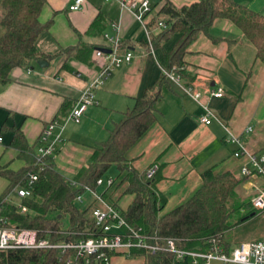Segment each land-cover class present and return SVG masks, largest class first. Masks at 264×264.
I'll list each match as a JSON object with an SVG mask.
<instances>
[{
	"label": "crops",
	"instance_id": "0c3cea01",
	"mask_svg": "<svg viewBox=\"0 0 264 264\" xmlns=\"http://www.w3.org/2000/svg\"><path fill=\"white\" fill-rule=\"evenodd\" d=\"M165 1L150 0L153 12L144 24L118 0H85L79 10H70L73 0H47L40 20H51V25L37 40V48L49 56L43 59L47 64L40 66L35 61L30 67H14L9 81L0 82V166L17 170L26 164L12 145L16 129L24 132L36 152L44 127L55 118L63 120L96 76L94 52L109 46L104 33L117 32L123 46L133 52L132 60L116 68L96 90L99 103L88 106L79 121L65 122L62 140L53 156L55 167L70 179L87 166L95 146L108 138L124 112L158 83L164 54L181 36L174 33L162 45H152V37L162 29L150 25V21ZM171 1L181 6L197 0ZM236 1L264 13V0ZM100 12L106 17V29L96 34L89 28ZM4 31L0 23V35ZM81 42L95 45L88 61L65 52L67 47ZM184 60L180 80L166 78L156 103V120L129 148L126 158L142 173L152 163H159L156 188L167 198L162 214L188 200L202 185V173L209 168L241 178L237 197L251 201L254 209L253 199L264 190V177L242 173V167L250 165L249 158L234 155L239 143L232 136L241 138L249 150L264 153V63L257 58L254 43L228 18H217L207 33L200 32L189 44ZM190 85L201 92V101L216 113L217 118L210 123L201 122L204 108L186 92ZM219 87L224 89V95L214 96L212 91ZM246 126H252V130L245 132ZM124 175L118 169L114 185L103 190L122 212L135 197L125 192ZM7 185L8 180L0 177V194ZM93 202V193L86 191L80 206H92ZM241 211L250 213L247 207ZM263 238L264 210L232 227L226 243L231 250L243 242ZM110 264L148 263L143 256L116 254Z\"/></svg>",
	"mask_w": 264,
	"mask_h": 264
},
{
	"label": "trees",
	"instance_id": "16d2710c",
	"mask_svg": "<svg viewBox=\"0 0 264 264\" xmlns=\"http://www.w3.org/2000/svg\"><path fill=\"white\" fill-rule=\"evenodd\" d=\"M46 2L0 0V23L5 29L0 35V82L9 81L14 67H30L33 62L49 57L37 48L39 35L51 25V20L46 23L40 20ZM217 18H228L236 23L254 43L257 58L264 63V13L236 0H197L181 6L166 0L150 21V25H157L159 20L167 23L166 28L152 37V45H162L174 33L181 36L174 47L165 52L162 67L183 71L180 68L185 65L184 55L189 44L200 32L207 33ZM89 29L96 34L105 31L106 17L102 12ZM94 46L81 42L67 47L65 52L88 61ZM166 78L162 71L158 83L148 88L136 99L134 106L124 112L108 138L95 146L89 164L74 179L55 167L53 157L43 159V163L39 161L24 132L17 128L12 145L19 150L26 164L17 170L0 166V177L8 180L0 194V215L6 216L14 225L37 229L41 237H48L53 242L84 238L94 229L91 206L81 207L76 197L84 194L87 186L96 189L97 180L115 164L120 172H125V192L135 194L128 209L122 212L130 225L141 227L150 235L178 238V246L187 250H207L210 246L207 240L216 236L229 252L227 232L264 210L253 209L251 201L238 199L236 189L241 178L229 171L216 173L209 168L202 173V185L188 200L162 214L167 198L156 188L158 173L148 178L146 172H138L126 158L129 148L156 120V103L162 96ZM32 173L38 178L32 183V196L21 200L28 206V211L22 212L9 196L16 188L28 186ZM244 207L249 208L250 213H242ZM65 216L70 221L68 227L64 225ZM131 254L145 257L148 264H192L191 256L180 258L167 250L151 252L134 248ZM0 264H64V255L59 248L0 249Z\"/></svg>",
	"mask_w": 264,
	"mask_h": 264
},
{
	"label": "built area",
	"instance_id": "2783aa9c",
	"mask_svg": "<svg viewBox=\"0 0 264 264\" xmlns=\"http://www.w3.org/2000/svg\"><path fill=\"white\" fill-rule=\"evenodd\" d=\"M118 1L122 6L134 12L144 24L148 15L153 12L150 0ZM84 2L85 0H73L69 8L70 10H79L83 7ZM157 26L163 29L167 27V23L164 20H159ZM104 37L109 42L108 49L97 48L94 52L93 60L97 67L96 76L88 83L75 106L63 120L55 118L50 121L39 137L36 155L42 163L43 159L55 155L58 144L62 140L65 122L69 120L79 121L88 106L99 103L96 90L106 83L116 68L129 63L133 58V52L123 46L121 36L117 32L113 34L106 32ZM163 71L170 80L179 81L181 78L179 70L177 71L175 68L172 70L163 68ZM185 90L203 106L204 112L200 116L201 122L210 123L213 118H217L213 109L201 101V92L196 87L186 86ZM212 94L218 97L223 96L224 89L219 87L213 90ZM251 130L252 126H246L244 131L250 132ZM232 139L239 143V148L234 151V155H245L249 158L250 165L243 166L242 173L247 176L261 175L264 177V153H255L249 150L241 138L237 136L233 135ZM159 169L158 162L152 163L146 170V176L153 178ZM37 178V174L32 173L28 186L15 189V194L19 198L16 204L22 212H27L28 206L23 204L21 200L32 196L31 186ZM73 183L75 184V181ZM104 183L107 186H112L115 179L104 180L101 177L97 180V185ZM86 190L94 195V202L91 206L94 229L89 230L86 237L53 242L48 237H41L37 229L14 225L6 216L0 215V249L59 248L64 255V264H110L114 255L120 253L131 255L134 248H145L151 252L167 250L180 258L189 255L192 257V264H211L214 259L220 260L222 264H264V238L243 242L227 252L221 239L213 236L207 240L210 243L207 250H187L178 246V238L150 235L143 232L141 227L136 228L130 225L122 211L104 193L99 195L96 189L88 186ZM83 199L84 194H79L76 197V201L79 203ZM253 205L258 209H264V190H261L253 199ZM162 240L165 242L160 243Z\"/></svg>",
	"mask_w": 264,
	"mask_h": 264
},
{
	"label": "rangeland",
	"instance_id": "374dc122",
	"mask_svg": "<svg viewBox=\"0 0 264 264\" xmlns=\"http://www.w3.org/2000/svg\"><path fill=\"white\" fill-rule=\"evenodd\" d=\"M118 174V168H117V166L115 165V164H113L109 169H108V171L104 174V176H103V179L104 180H106V179H108V178H114L116 175ZM107 187V184L106 183H104L103 185H98L97 187H96V191H97V193L99 194V195H101L104 191V189ZM11 201H13L14 203H16L17 202V200L19 199L18 197H17V195L15 194V193H12L11 194V197L9 198ZM63 221H64V225L66 226V227H68L69 226V218H68V216H65L64 218H63ZM211 264H219V262L217 261V260H212L211 261Z\"/></svg>",
	"mask_w": 264,
	"mask_h": 264
},
{
	"label": "water",
	"instance_id": "95a60500",
	"mask_svg": "<svg viewBox=\"0 0 264 264\" xmlns=\"http://www.w3.org/2000/svg\"><path fill=\"white\" fill-rule=\"evenodd\" d=\"M105 50H107V49H105ZM38 63H39L40 66H44V65L47 64V62L44 61V60H39Z\"/></svg>",
	"mask_w": 264,
	"mask_h": 264
}]
</instances>
